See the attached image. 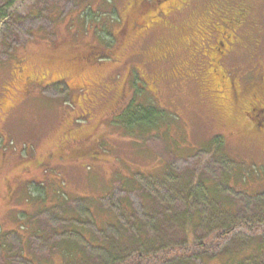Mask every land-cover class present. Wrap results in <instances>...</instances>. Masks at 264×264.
Instances as JSON below:
<instances>
[{"label":"rangeland","instance_id":"obj_1","mask_svg":"<svg viewBox=\"0 0 264 264\" xmlns=\"http://www.w3.org/2000/svg\"><path fill=\"white\" fill-rule=\"evenodd\" d=\"M128 2L14 0L7 8L6 1L0 3V153L7 155L0 165V264H31V258L47 255L50 243L62 237L104 260L103 250L93 244L117 228L123 231L130 220L149 222L141 193L155 196L163 206L172 204L169 182H178V173L200 169L203 176L221 182V193L236 204L235 218L248 216L254 195L264 192V131L223 137L224 155L208 150L210 139L230 130L227 116L222 118L227 112L217 109L209 87L197 78L192 36L212 0H189L181 12L174 9L161 18L145 19V29L128 37L116 60L110 51L103 66L93 67L97 71L72 67L74 53L113 45L114 33L122 32L123 19L129 17ZM249 5L254 27L248 45L251 53L264 54L255 44L264 40V0ZM148 7L144 2L139 15L151 13ZM89 11L95 19H85ZM165 42L166 56L156 60L157 45ZM68 44L77 48L63 49ZM128 67L140 70L146 79L137 80L133 70L128 75ZM97 73L103 75L95 85ZM158 74L165 78L152 80ZM123 86L128 96L119 100L125 103L138 86L140 101L150 98L163 110L164 126L149 131L124 127L119 122L124 103L110 107ZM68 108H73L71 113L60 117ZM77 116L71 134L94 129L88 138L100 136V146L95 145L99 157L72 158L64 125L58 123ZM8 141L13 143L11 152L7 145L1 147ZM44 159L45 167H35ZM37 181L44 182L43 201L31 194L36 192L30 185ZM230 239L229 233L209 239V244H219L209 251L221 249ZM194 262L202 264L198 258ZM247 264H264V253Z\"/></svg>","mask_w":264,"mask_h":264},{"label":"trees","instance_id":"obj_2","mask_svg":"<svg viewBox=\"0 0 264 264\" xmlns=\"http://www.w3.org/2000/svg\"><path fill=\"white\" fill-rule=\"evenodd\" d=\"M3 1H6V8L10 7L14 2V0H0V3ZM188 1L129 0L128 3L130 6L127 14L129 17L123 19L124 29H122V32L119 30L117 33H114V38H117L113 40V45L108 44V47H103V44L94 45L92 49H89L84 54L74 53L71 57L75 58L76 62L72 64V67L76 70L88 69L90 71H97L93 67L103 66V62L110 59V51L113 50L115 54L112 61L116 60L117 50H119L121 45L127 43L129 40L128 37L136 31L140 32L145 29V25L143 24L145 19L151 20L154 17L155 19L161 18L174 9H178L181 12L183 6ZM144 2H146V5H149L148 8H152V12L139 15L140 7ZM95 18L96 15L90 11L85 16L86 20ZM130 18L132 19L130 20ZM166 44L165 42L164 44L157 45V54L154 56V58L157 57L156 60L161 57L159 53L164 51ZM70 48L75 49L77 46L68 44L63 49ZM139 54H132L129 57ZM86 60L89 61L87 64L91 66L90 68L86 67ZM132 70V75L134 74L137 80L146 79L140 70L136 72L135 69H131L130 67L127 68L128 75ZM102 75L97 73L94 77L101 78ZM30 77V75L27 77V80H29L28 85H31V82L34 80L33 77ZM154 78L158 82V80L164 79L165 76L158 74ZM48 83L53 84L54 82L50 80ZM24 85L26 86V84ZM261 87L264 89V81L262 85H254L251 83L242 91L243 96H250V93L255 91L264 96V91H259ZM124 89L125 87L123 86V92L121 91L119 96L113 99L110 107L120 106L121 103H124L123 99L119 100L124 96H128V93H125ZM139 92L140 88L138 86L132 88L131 97L122 105L124 110H122L123 117L120 116L119 122L121 124L124 122L125 125L123 126L126 128H138L141 131H149V128H160V126H164L163 110L150 98L146 99V101H140L137 98ZM80 99H77V101L79 102ZM214 102L217 105L216 99ZM64 110H66L62 112L64 114L61 115L60 112V117L63 115L67 117L73 108L71 110L70 108ZM170 118H173V116H170ZM76 119L78 120V116L69 123L65 119L58 123V127L64 125L62 133L65 132V135L68 136L67 139L65 137L64 139L66 145H69L72 149V158L99 157L100 152L98 147L100 146V136H94L91 139L88 138L95 133L93 132L94 129L81 136L71 134L73 133L71 130L74 127L72 123ZM249 132L255 134L262 131L257 128H251ZM231 136V134L225 135L218 133L216 137L214 136L210 139L211 141L208 145L212 149L208 150L224 155L225 153L221 151L223 150V137ZM87 139L90 143L84 145ZM8 142L5 144L2 143L1 147L7 148L8 146L11 148L9 151L11 152L13 151V146H11L13 143L11 141ZM97 144L98 147L95 146ZM204 148L207 149V147ZM6 157L5 152L0 153V165L2 164V160H4L3 164L5 163ZM45 159L38 161L35 167H45L48 162ZM200 171V169H195L191 170L190 174L178 173L179 181L169 182L170 187L168 190L172 203L170 205L166 203L163 206L159 204L155 196L148 192L141 193L143 196L142 204L144 213L150 218L149 222L138 218L135 221L130 220L129 227L123 229V231L117 228L116 233H111L103 237L97 244H93L103 250L105 254L104 260L101 258L96 259L93 255H89L84 246L80 245L77 241L68 237H62L60 240H53L50 243L47 255L31 258V264H195L194 261L197 258L201 260L202 264H210L213 261H216L218 264H247V260L249 261L254 256L258 257L263 254L264 192L259 193V195H254V205L248 216L242 215L240 217L236 216L235 218L236 204L229 196L221 193L219 187L221 182L203 176V174H200ZM58 179L59 183H63L64 185V182L60 178ZM225 182L228 181H224L223 183L227 185ZM38 183L39 186L35 185ZM30 186L36 192V194L34 192L31 194L43 201L44 196L41 194V190L44 187V182H33ZM43 204L47 203L43 202ZM125 215L129 219L128 213H125ZM238 231L243 234H241L242 237L244 236L248 240L244 237L243 240L239 238ZM54 232L58 233L56 228H54ZM228 233L231 238L228 244L223 245L219 250L209 251V247L219 245L215 242L209 244L212 242L209 239H220V236H226ZM92 243L95 242L91 241ZM191 249L194 252H191ZM253 263L256 262L253 261Z\"/></svg>","mask_w":264,"mask_h":264},{"label":"flooded vegetation","instance_id":"obj_3","mask_svg":"<svg viewBox=\"0 0 264 264\" xmlns=\"http://www.w3.org/2000/svg\"><path fill=\"white\" fill-rule=\"evenodd\" d=\"M250 1L212 0L192 36L197 78L209 87L210 101L217 100V109L227 112L222 118L227 116L232 137L247 134L251 128L264 131V96L256 91L243 96L242 92L249 84L262 85L264 81V54L259 50L251 53L248 45L251 40L247 37L254 27ZM257 43L264 52V40ZM159 54L157 60L166 56L162 51ZM98 79L93 77L92 81Z\"/></svg>","mask_w":264,"mask_h":264}]
</instances>
